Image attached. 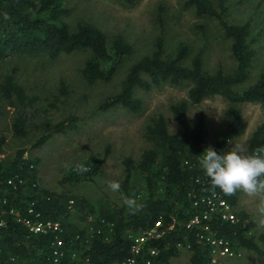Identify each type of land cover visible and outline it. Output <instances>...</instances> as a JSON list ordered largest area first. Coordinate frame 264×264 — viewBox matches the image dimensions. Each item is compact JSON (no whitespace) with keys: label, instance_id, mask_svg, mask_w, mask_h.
Wrapping results in <instances>:
<instances>
[{"label":"trees","instance_id":"16d2710c","mask_svg":"<svg viewBox=\"0 0 264 264\" xmlns=\"http://www.w3.org/2000/svg\"><path fill=\"white\" fill-rule=\"evenodd\" d=\"M132 3L135 0H124ZM185 5L192 6L198 15L215 17L224 32L231 39L230 51L235 59L232 71L222 69L209 70L203 64V51L198 49L187 62L189 46L178 43L173 54H165L164 37L160 33L153 49L141 55L129 66L120 82L119 89L103 99L98 107L108 109L121 105L131 111H137L142 101L137 97L135 88L145 90L162 83H188L187 98L169 105L173 120L180 129L172 132L162 113L152 117L145 129V137L150 145L144 148L137 160L126 155L122 159L124 174L120 180V195H137L138 185L134 175H138L143 185V200L139 203L141 210L131 213L125 206L116 205L106 196L91 202L82 194L70 191H55L42 187L36 174V159L24 157V149L18 148L13 158L5 162L0 157V264H76L77 260L69 257L58 262L51 259L50 235L31 233L12 208L21 214H27V203L35 201V208L43 218L59 219L63 225L65 240L73 239L79 233L81 238L87 236L89 225L110 223L112 231L108 239L102 234L94 235L87 244L81 245L82 253L95 264H108L119 261L129 254L130 233H137L152 224L159 215L163 216L164 226L174 216L176 223L163 238L156 241L160 253L152 264H169V259L179 252L177 242L188 241L191 264H207L209 249L202 245L195 235V230H186L181 224L192 210L193 195L212 191L210 178L199 166V156L209 147L205 116L199 112L191 123L188 107L202 99L220 95L227 102L225 125L217 133L211 145L218 153L225 152L231 138L244 131V122L238 106L242 102L258 101L264 103V70L257 78L244 86L237 87L249 78L250 67L255 56L252 45L250 23L228 22L225 18L226 5L218 0L217 9L211 0H185ZM71 7L66 0H0V58L9 54H44L56 58L62 53L79 49H89L91 54L85 59L81 74L88 82L110 80L124 58L133 52V45L121 33H115L108 39L107 35L95 24L77 22L71 29L63 20L70 13ZM164 7L159 4L155 20L164 28ZM102 61H107L102 65ZM65 94L67 89L63 81L59 87ZM0 93L8 104L15 108L11 129L18 136L27 135V121L31 107H35L37 96L29 94L12 72H5L0 80ZM71 121L73 117L69 118ZM63 120L57 122L55 130L63 131ZM50 133L38 136L32 145L42 144ZM5 136L0 135V153ZM264 147V119L252 131L247 152ZM105 160V159H104ZM98 156L80 163L88 168L87 172L78 174L75 168L66 170L60 182L92 180L98 172L102 161ZM22 178L23 182L9 183V178ZM17 183V181H16ZM232 205L239 199V191L232 196L216 189ZM4 199V200H3ZM235 207V206H234ZM75 214L85 222L78 226L71 222L70 215ZM235 223L215 221L219 236H224L238 247H244L261 254L263 251L256 238L264 242V231L257 236L250 231L255 227L253 218L245 210H238ZM30 215V214H29ZM92 217V219H88ZM103 220V222L101 221Z\"/></svg>","mask_w":264,"mask_h":264},{"label":"rangeland","instance_id":"374dc122","mask_svg":"<svg viewBox=\"0 0 264 264\" xmlns=\"http://www.w3.org/2000/svg\"><path fill=\"white\" fill-rule=\"evenodd\" d=\"M218 9V0H211ZM71 7L68 15L63 16L71 29L77 22H90L97 25L108 37L121 33L133 45V52L124 58L110 80L88 82L81 74L85 59L91 54L89 49H79L62 53L56 58L44 54H9L0 58V80L5 72H12L16 79L31 95L37 96L35 107L29 110L27 135L18 136L11 129L15 108L8 104L0 93V135L5 136L0 157L10 161L18 148H23L24 157L36 159L35 169L39 184L49 190L82 194L91 202L106 196L114 204H120L121 195L112 193L107 182H120L124 174L122 159L126 155L137 160L141 151L151 143L145 137L146 125L158 113H162L168 122L170 131L180 126L172 118L169 105L187 98L188 83H162L145 90L135 88V95L142 101L137 111L116 105L100 109L99 103L108 95L116 92L131 63L141 55L149 53L156 37H164L165 54H173L178 43L189 46L187 62L190 56L202 49L203 64L209 70L222 69L230 72L234 69L235 59L230 51L231 39L224 35L219 21L209 15H198L194 8L185 5V0H66ZM164 7V28L155 20L157 7ZM225 18L228 22L250 23L252 43L255 49L249 78L237 87L253 82L264 70V0H224ZM107 61H102L106 65ZM61 81L66 85V93L60 92ZM228 102L220 95L209 96L199 103L188 107L189 122L193 123L200 111L204 113L207 128L208 145L211 146L217 133L225 125V111ZM244 122V131L231 138L225 148L230 150L234 144L245 149L255 127L264 119V103L258 101L238 104ZM73 117L71 121L69 118ZM65 130L57 131V122L62 121ZM43 133L49 137L40 145H32ZM92 156L104 160L92 180L60 182L66 174L65 164L75 168ZM138 185L135 199L139 204L143 200V185L138 175H134ZM236 211L245 210L253 218L256 199L239 192ZM71 222L78 226L86 223L74 213ZM258 235L256 226L250 231ZM262 249L258 254L241 247V255L225 257L218 264H264V242L256 238ZM177 255L171 257L170 264H191L188 260L189 248L178 247Z\"/></svg>","mask_w":264,"mask_h":264},{"label":"built area","instance_id":"2783aa9c","mask_svg":"<svg viewBox=\"0 0 264 264\" xmlns=\"http://www.w3.org/2000/svg\"><path fill=\"white\" fill-rule=\"evenodd\" d=\"M17 181V183H16ZM9 178L8 182L20 184L22 178L17 180ZM4 200V199H3ZM35 201L27 203V214H21L18 210L12 208L10 211L17 216L27 230L31 233L50 235L51 259L53 262L61 261L69 257L71 260H77V264H95L89 257L82 253L81 245L87 244L96 234H102L108 239L112 231L110 223L101 225H89L87 227V236L81 238L79 233L75 234L73 239L65 240L63 237L64 228L59 219L43 218L41 212L36 210ZM192 210L187 218L181 224L186 230H195L197 239L209 249V259L207 264H216L222 257H237L241 255L240 248L236 247L232 241L224 236H219L214 222L222 221L235 223L239 216L237 211L221 193L215 191L201 192L193 195L191 199ZM30 214V215H29ZM88 219H92L89 217ZM103 222V220H101ZM163 216L159 217L149 226L137 233H130L129 254L119 261H113L108 264H152L160 253V248L156 241L163 238L166 233L173 228L176 218L173 216L167 227L164 226ZM177 242V247L186 245Z\"/></svg>","mask_w":264,"mask_h":264},{"label":"clouds","instance_id":"9594fccd","mask_svg":"<svg viewBox=\"0 0 264 264\" xmlns=\"http://www.w3.org/2000/svg\"><path fill=\"white\" fill-rule=\"evenodd\" d=\"M199 166L210 178L211 190L215 194L218 188L225 195L232 196L238 191L250 198L256 199L253 223L257 231H264V147L256 148L252 153L239 144L220 154L209 146L199 156ZM66 169L71 165L65 164ZM78 174L88 171L80 164L76 169ZM107 188L112 193L121 192V185L116 180L107 182ZM122 206L131 213L141 210V206L132 196L121 195Z\"/></svg>","mask_w":264,"mask_h":264},{"label":"crops","instance_id":"0c3cea01","mask_svg":"<svg viewBox=\"0 0 264 264\" xmlns=\"http://www.w3.org/2000/svg\"><path fill=\"white\" fill-rule=\"evenodd\" d=\"M179 250H180V249H179ZM189 256H190V252L188 253V258H189ZM172 257H173V256H172ZM223 258H225V257L220 258L216 264L220 263L221 260H222ZM170 260H171V257H170V259H169V264H170ZM188 260H189V259H188ZM189 261H190V260H189ZM76 264H77V263H76Z\"/></svg>","mask_w":264,"mask_h":264}]
</instances>
